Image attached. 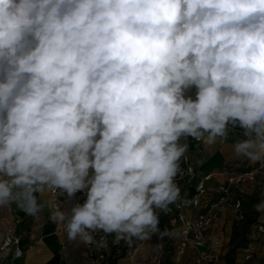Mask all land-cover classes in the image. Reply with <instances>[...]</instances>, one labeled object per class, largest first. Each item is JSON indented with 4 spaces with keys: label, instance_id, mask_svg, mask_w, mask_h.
I'll use <instances>...</instances> for the list:
<instances>
[{
    "label": "clouds",
    "instance_id": "clouds-1",
    "mask_svg": "<svg viewBox=\"0 0 264 264\" xmlns=\"http://www.w3.org/2000/svg\"><path fill=\"white\" fill-rule=\"evenodd\" d=\"M235 128L264 168V0H0V208L98 250L173 238L187 138Z\"/></svg>",
    "mask_w": 264,
    "mask_h": 264
},
{
    "label": "crops",
    "instance_id": "crops-1",
    "mask_svg": "<svg viewBox=\"0 0 264 264\" xmlns=\"http://www.w3.org/2000/svg\"><path fill=\"white\" fill-rule=\"evenodd\" d=\"M195 94V88L189 91ZM207 135V134H205ZM243 130L233 129L227 139L219 138L214 144H207L203 139L187 138L189 159L197 170L205 171L219 167L244 169L253 166L246 159L237 158L233 154L232 145L236 140L243 139ZM184 141L183 139L181 142ZM210 195H214V184H209ZM260 179L255 182L233 188L226 204L218 213L206 234L205 247L217 257L216 264H262L264 263V230L256 229L258 224L264 228V213L256 211L255 206L264 200L260 192ZM242 199L244 215L253 214L251 220L236 219L234 201ZM48 199V193L45 194ZM66 208H70L68 205ZM46 208L38 218L27 215L17 208L15 203L0 208V239L8 230L18 237L21 255L15 257L12 251H0V264H82L83 248L77 249L67 239L63 228L58 227L48 218ZM242 224V240L234 237L235 227ZM157 237L151 239L155 242ZM139 240H133L136 244ZM145 254V252H144ZM142 257H145L141 255ZM166 264H193V251L187 250L184 257L173 260L166 257Z\"/></svg>",
    "mask_w": 264,
    "mask_h": 264
},
{
    "label": "built area",
    "instance_id": "built-area-1",
    "mask_svg": "<svg viewBox=\"0 0 264 264\" xmlns=\"http://www.w3.org/2000/svg\"><path fill=\"white\" fill-rule=\"evenodd\" d=\"M192 96L194 98V95ZM180 167L181 172L176 177V183L181 188V201L170 206L169 213H160L161 230L179 228L173 238L165 237L155 242L139 240L133 245L124 241L113 244L112 237L109 236V246L106 249L98 250L94 246L84 245L82 264H166V257H170L172 261L180 259L186 255L188 249L193 251V264H216V255L205 247L206 234L233 188L260 179L261 195L264 197V168L219 167L201 171L197 170L187 153L181 158ZM209 184H214L213 196L210 195ZM85 198L84 193H77L69 200L66 195H61L56 190L48 192L49 200L60 203L65 208L75 203H83ZM233 206L236 219H245L241 197L234 201ZM256 229L264 230L261 224H258ZM96 235L98 238L102 233ZM18 243V237L8 230L0 239V251H12L15 257H19L21 249Z\"/></svg>",
    "mask_w": 264,
    "mask_h": 264
},
{
    "label": "rangeland",
    "instance_id": "rangeland-1",
    "mask_svg": "<svg viewBox=\"0 0 264 264\" xmlns=\"http://www.w3.org/2000/svg\"><path fill=\"white\" fill-rule=\"evenodd\" d=\"M260 190H261V189H260ZM258 193L261 194V191L258 192ZM48 217H49V216H48ZM241 222H242V220H241ZM0 225H3V224L0 223ZM65 232H66V231L63 230V233H65ZM234 232H235L234 237L239 238V240L241 241V240H242V224H241V223H240V225H239L238 227H235ZM72 242H73V246H74L75 248H77V249H79V250H80V248H83V249H84V245H83V244H80L78 241H72ZM262 264H264V263H262Z\"/></svg>",
    "mask_w": 264,
    "mask_h": 264
},
{
    "label": "trees",
    "instance_id": "trees-1",
    "mask_svg": "<svg viewBox=\"0 0 264 264\" xmlns=\"http://www.w3.org/2000/svg\"><path fill=\"white\" fill-rule=\"evenodd\" d=\"M253 216H254L253 214L246 215V216H245V219H246L247 221H253V220H251Z\"/></svg>",
    "mask_w": 264,
    "mask_h": 264
}]
</instances>
